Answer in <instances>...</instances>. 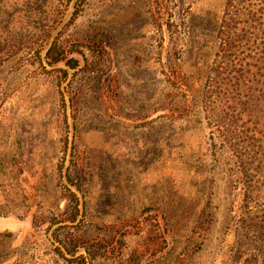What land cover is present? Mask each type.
<instances>
[{
    "label": "rangeland",
    "instance_id": "obj_1",
    "mask_svg": "<svg viewBox=\"0 0 264 264\" xmlns=\"http://www.w3.org/2000/svg\"><path fill=\"white\" fill-rule=\"evenodd\" d=\"M225 1L0 0V264H264V134L205 113Z\"/></svg>",
    "mask_w": 264,
    "mask_h": 264
},
{
    "label": "trees",
    "instance_id": "obj_2",
    "mask_svg": "<svg viewBox=\"0 0 264 264\" xmlns=\"http://www.w3.org/2000/svg\"><path fill=\"white\" fill-rule=\"evenodd\" d=\"M245 2L247 6L242 5L234 10V1H225L224 15L218 30V53L225 62L221 74L226 76L227 83L212 86V89L208 87L204 94L205 113L208 118H212L208 119L207 125L223 135L221 143L229 144L233 157L238 151L231 143L234 138L238 139V134L245 150L254 146L253 141L257 135L264 134V108L261 102H254L256 84L250 79L252 76L264 77V48L260 46L262 43L259 45V42H264V0ZM237 17L242 18L240 23L235 20ZM234 41L237 44L233 45ZM61 55L62 52L54 43L46 55L48 64L61 61ZM250 61H254L253 64ZM2 63L0 58V66ZM72 63V60L67 61V65L74 68ZM253 69L256 71H251ZM62 73L65 77V72ZM213 118H217L216 121ZM68 197L73 209L68 221L74 222L78 213L77 198L71 193Z\"/></svg>",
    "mask_w": 264,
    "mask_h": 264
},
{
    "label": "water",
    "instance_id": "obj_3",
    "mask_svg": "<svg viewBox=\"0 0 264 264\" xmlns=\"http://www.w3.org/2000/svg\"><path fill=\"white\" fill-rule=\"evenodd\" d=\"M73 1H75V0H73Z\"/></svg>",
    "mask_w": 264,
    "mask_h": 264
}]
</instances>
